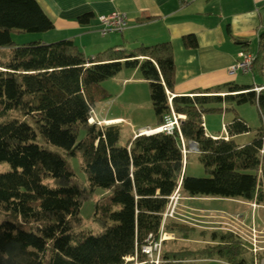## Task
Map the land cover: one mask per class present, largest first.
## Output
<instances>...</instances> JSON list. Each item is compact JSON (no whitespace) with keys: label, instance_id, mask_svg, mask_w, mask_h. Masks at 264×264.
Instances as JSON below:
<instances>
[{"label":"trees","instance_id":"obj_1","mask_svg":"<svg viewBox=\"0 0 264 264\" xmlns=\"http://www.w3.org/2000/svg\"><path fill=\"white\" fill-rule=\"evenodd\" d=\"M52 28L36 0H0V163L9 165L0 172V264H127L125 258L134 255L143 261L139 249L147 235L162 224L172 230L162 220L177 188L187 197L264 201V28L252 64L259 85L230 82L172 97L174 112L185 115L181 136L196 143L205 176L186 173L177 132L141 134L120 145L118 126L88 122L97 103L109 98L103 81L123 68H138L149 86L156 126L163 123L170 113L166 90L174 84L170 42L111 47L90 58L71 39L13 38ZM235 40L250 50L248 41ZM182 41L197 45L193 34ZM247 102L256 106L261 125L251 141L238 145L232 137L250 127L223 104ZM223 110L234 113L228 138L207 136L202 115ZM77 153L87 185L67 162ZM96 188L104 191L92 213L99 232L84 228L79 212ZM231 235L221 234L217 254L246 264Z\"/></svg>","mask_w":264,"mask_h":264},{"label":"crops","instance_id":"obj_2","mask_svg":"<svg viewBox=\"0 0 264 264\" xmlns=\"http://www.w3.org/2000/svg\"><path fill=\"white\" fill-rule=\"evenodd\" d=\"M36 1L51 20L53 28L42 33L15 35L44 42L71 39L84 55L90 58L111 47L132 50L140 45L170 42L174 62V84L172 91L167 92L168 96L169 94L192 96L195 92L214 90L230 82L260 84L261 80L259 82L245 80L247 73L230 74L229 67L239 58V52L244 50L235 38L248 41L249 51L255 52L259 32L264 28V0H188L185 4H181L180 0ZM114 10L123 12L128 24L121 32L103 35L99 30L97 16ZM84 14H92V17L88 23L82 24L78 18ZM188 34L195 36L197 41L195 47H186L183 44L182 37ZM138 81L147 82L142 78L138 68H123L104 80L102 85L110 95L108 89L112 86L119 84L123 90L130 83ZM219 94L223 96L225 93ZM102 117L103 121L114 119L118 121L113 123L133 126L131 121L119 115L103 114ZM232 119L233 116L227 123L221 125V131L210 132L205 129L202 115L206 135L227 139L226 125ZM155 126L156 121L154 125L147 123L140 125L138 129ZM244 135L246 134L235 135L232 138L238 145L246 144L253 138L238 140ZM132 137L133 135L129 138ZM187 142L188 145H193L191 141ZM196 149L198 158V148ZM187 153L184 169L189 174ZM187 199L194 200V197Z\"/></svg>","mask_w":264,"mask_h":264},{"label":"rangeland","instance_id":"obj_3","mask_svg":"<svg viewBox=\"0 0 264 264\" xmlns=\"http://www.w3.org/2000/svg\"><path fill=\"white\" fill-rule=\"evenodd\" d=\"M100 15L97 16V20ZM22 36L14 34V41L17 43L29 41V38H23ZM244 79L249 81L252 79L254 82L261 80L253 70L247 73ZM120 86L117 84V86L114 85L108 89L111 93L109 98L97 103L91 112V118L95 122L90 123H96L100 126L106 125L107 123L105 124L102 120L103 114L105 116L119 115L127 118L132 122L133 126L124 123H112L119 127L118 144L122 145L131 135L134 137L138 133L140 125L147 123L154 125L155 115L150 101L147 82L130 83L123 90H121ZM167 92L168 90H166L168 96ZM224 105L233 107L250 127V130L245 133L246 135L238 138V140H248L253 137L261 125L256 106L249 102L239 105L234 103ZM233 114V111L228 110L205 112L203 114L205 129L210 132L221 131V125L227 123ZM80 136H82V132ZM184 142L186 149L189 151L187 153L188 173L193 176H205L204 167L196 155L197 146L195 144L193 146L188 145L186 140ZM183 157L185 161L186 158L185 156ZM67 162L74 171L77 180L87 185L85 174L81 170L80 153L68 157ZM6 170H9V165L0 163V172ZM103 194L104 191L102 189L96 188L94 193L83 202L79 210L83 227L93 232L101 230L93 221L92 213L95 201ZM173 196L169 197L162 220L172 230H168L166 227L163 229L162 224L155 235L157 244L161 238L159 232L163 230L166 235L160 248L155 253L159 254L161 258L159 264H231L225 256H220L216 252V246H222L219 244H221L220 236L223 233L232 234V237L230 236L229 238L239 243L240 254L245 256L247 264H264V201L258 203L241 199L205 196L188 200V197L179 190L178 194L175 192ZM164 254H168V259H164ZM173 254L176 255L173 256ZM175 258L179 259L175 260ZM145 259L147 260V257L144 255ZM125 262L127 264H136L140 260L127 257Z\"/></svg>","mask_w":264,"mask_h":264},{"label":"built area","instance_id":"obj_4","mask_svg":"<svg viewBox=\"0 0 264 264\" xmlns=\"http://www.w3.org/2000/svg\"><path fill=\"white\" fill-rule=\"evenodd\" d=\"M98 21H99V30L101 34L103 35L110 33V32H121L122 30L126 28L128 24L126 15L120 11H112L107 14H102L98 17ZM238 57L239 58L229 67V73L236 74L238 72H242V73L251 72L255 54L252 51L241 50L238 54ZM254 89L258 91L260 87H255ZM172 97H173L172 94H169V96L167 97L168 105L170 107V113L165 115L163 123L153 127L151 132H145L142 129H140L135 136L141 135V134L149 135V134H154L158 132H162L166 134H173L174 132H177L181 139L182 153H183V156H185L188 150L185 148V145H184L181 133H180V119H183L185 115L177 114L174 112L172 108V102H171ZM88 120L89 122H95V120L92 119L91 116ZM146 128H150V127H146ZM175 192L178 194V188L173 192V194ZM173 194L170 197H172ZM159 234L161 235V238L158 244L157 242H155L156 234L149 233L147 235L146 239L141 244L140 249H139L140 252H142L147 257V260L145 259L136 264H159V262L161 261V258L159 257V254H155V253L160 248V245L162 244L163 239L166 237L165 232H163V230L160 231ZM128 257L136 258V256H128Z\"/></svg>","mask_w":264,"mask_h":264},{"label":"bare ground","instance_id":"obj_5","mask_svg":"<svg viewBox=\"0 0 264 264\" xmlns=\"http://www.w3.org/2000/svg\"><path fill=\"white\" fill-rule=\"evenodd\" d=\"M118 120H114V119H111V120H104L103 122L109 124V123H113V122H117ZM153 128H142L143 131L145 132H151ZM193 146V145H192Z\"/></svg>","mask_w":264,"mask_h":264},{"label":"water","instance_id":"obj_6","mask_svg":"<svg viewBox=\"0 0 264 264\" xmlns=\"http://www.w3.org/2000/svg\"><path fill=\"white\" fill-rule=\"evenodd\" d=\"M192 144H196L195 142L191 141Z\"/></svg>","mask_w":264,"mask_h":264}]
</instances>
